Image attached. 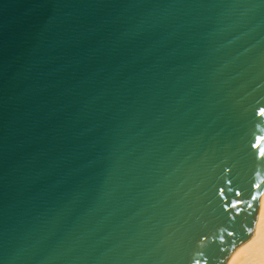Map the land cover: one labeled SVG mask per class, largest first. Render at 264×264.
<instances>
[{"label": "water", "instance_id": "1", "mask_svg": "<svg viewBox=\"0 0 264 264\" xmlns=\"http://www.w3.org/2000/svg\"><path fill=\"white\" fill-rule=\"evenodd\" d=\"M261 113L264 0H0V264H227Z\"/></svg>", "mask_w": 264, "mask_h": 264}, {"label": "bare ground", "instance_id": "2", "mask_svg": "<svg viewBox=\"0 0 264 264\" xmlns=\"http://www.w3.org/2000/svg\"><path fill=\"white\" fill-rule=\"evenodd\" d=\"M227 264H264V191L252 236L235 249Z\"/></svg>", "mask_w": 264, "mask_h": 264}, {"label": "snow or ice", "instance_id": "3", "mask_svg": "<svg viewBox=\"0 0 264 264\" xmlns=\"http://www.w3.org/2000/svg\"><path fill=\"white\" fill-rule=\"evenodd\" d=\"M261 114L264 115V113H261ZM244 238H245V237H241V238H239V239L233 240V241H232L233 247L235 248V247H237L240 243H242Z\"/></svg>", "mask_w": 264, "mask_h": 264}]
</instances>
